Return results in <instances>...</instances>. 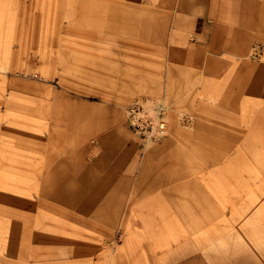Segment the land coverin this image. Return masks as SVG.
<instances>
[{
  "label": "rangeland",
  "instance_id": "rangeland-1",
  "mask_svg": "<svg viewBox=\"0 0 264 264\" xmlns=\"http://www.w3.org/2000/svg\"><path fill=\"white\" fill-rule=\"evenodd\" d=\"M94 2L0 0V264H264V250L242 232L232 206L240 204L238 196L249 193L253 180H264V128L257 123V115L264 113V40H255L249 53L230 63L229 81L238 68L251 70L252 78H247L245 91L226 93L225 88V96L221 81L175 82L172 76L178 77L181 69L167 73L165 68L166 76L157 67L155 52L146 48L153 38L113 33L135 26L136 22L116 20L122 11L131 12L128 7L145 11L147 31L152 30V0H107L110 6L88 7ZM127 58L131 64L126 66L122 61ZM147 97H164L169 103L168 133L159 141L143 143L128 125L127 108ZM95 109L107 117L104 125L95 123ZM85 126L90 131L77 152L63 145V139L85 134ZM231 139L235 143L229 144ZM245 139L260 148L257 159L250 157ZM107 141L116 149L112 158L105 155ZM209 145L218 152L213 161L206 158ZM122 154L125 157L116 158ZM167 158L182 159L165 163L168 168L183 165L189 170H180L183 178L165 186L195 178V194L209 201L206 222L222 218V234L214 224L185 228L188 239L204 227L216 233L206 240L210 248L201 249L189 239L195 242L177 251L174 259L166 254L171 247L166 235L153 244L145 218L147 207L155 203L150 194L134 197L141 209H134L127 219L121 215L116 227L104 223L103 228H109L104 231L95 228L96 218L87 223L82 212L42 192L46 183L81 182L84 187L89 166L107 163L110 169L119 164L120 173L114 172L111 180H101L107 168H100L98 179H91L84 189L89 193L100 185L116 193V201L117 180L131 165L134 183L147 162ZM48 176L51 182L45 181ZM130 199L127 193L124 202ZM163 204L157 200L154 207L160 211ZM40 244L54 248L43 250V258H29L32 247Z\"/></svg>",
  "mask_w": 264,
  "mask_h": 264
},
{
  "label": "crops",
  "instance_id": "crops-1",
  "mask_svg": "<svg viewBox=\"0 0 264 264\" xmlns=\"http://www.w3.org/2000/svg\"><path fill=\"white\" fill-rule=\"evenodd\" d=\"M89 1H96L94 3H90L88 5L89 7L98 5L110 6L109 3H107V0ZM128 8L131 9V12H128L129 9H126V13L122 11L119 16L120 18L116 20L122 22H136L135 26L133 27L132 25V27H128L122 30L113 29L115 30V32L113 33H116V35L120 37L148 36L153 38L154 43H146V48L149 47L151 51L155 52L157 67H162L164 74L166 73L165 68H169L167 70V73H175L177 69L189 72L187 74H183V71L179 70L178 77H176L177 75L172 76L175 82L190 81L191 83H193L197 81L208 80L213 83L221 81V83L223 84V94H225V88H227L226 93L234 92L233 94H239L240 91H245L248 86L247 80L252 78V71L244 68H238L236 71V75L234 76V79H231V82L229 81V65L230 63L237 61L234 58L244 55L245 53H249L251 44L255 40H264V0H152L154 28L148 31L145 23V11L134 7ZM115 60H118L120 62V60L122 59L118 57L115 58ZM123 60L124 61H122V63L126 66L131 64V61L128 60V58ZM128 73L130 74L129 71L125 72L126 77H128ZM167 73L166 76H168ZM225 80H228L229 82H231V84H227V86L225 87ZM125 85L128 86V84ZM126 86L124 89H126ZM120 90H122V87ZM94 112L96 113L95 123L104 125L105 119L107 120L105 114L102 112H98L96 109ZM87 116H89V114L85 113V119H90V117ZM258 122L260 123V125H262V128H264V113H259L257 115V123ZM92 126H94L93 121ZM86 127L87 126H85V128ZM88 131H90V129L86 128L85 133L87 134ZM261 140L264 141V136ZM228 141L229 144L235 143L232 139L231 141ZM243 141L246 150H248L250 153V157L257 159L259 157L258 150L260 148L248 139H245ZM106 144V158L114 157V151H116L114 144H111V141H107ZM208 149L210 151L208 153L209 155H207L206 157L207 160L215 159V156L218 154L217 150L214 149L213 145H209ZM262 149H264V144L262 146ZM239 152L235 151L233 153L238 154ZM122 156L125 157V155L122 154L116 158L120 159L122 158ZM178 161H182V159L167 158L153 163L152 161H149L147 162L146 167L144 169L142 168L140 172L141 176L138 177L134 183H130L133 177L131 176V165L130 168L127 169L125 174H122L123 177L117 180L118 183L116 184V186L125 188L122 191L123 193L119 190L120 195L123 196L125 200L127 193L130 195V198H134L136 196L138 197L139 194H150V196H152V194H156L157 192H159L161 195L164 193V200H170V198L167 197V194L171 195V192L169 190H165V184L167 183H163L162 185L160 183L155 184L156 186L151 189L150 187H148V183L144 184L143 182H141V180L144 181L149 178L155 179L157 175L167 176L165 171L166 169L168 171H175L176 176L177 173L180 172V170L182 171L181 174H186V167H184L183 165L178 169L172 168L170 165H168L170 168L169 169L165 164L168 162ZM107 165V163H103V165L101 166L98 163L97 165L89 166V170L84 171L83 184L85 185V188L91 184V179H98L100 168L102 171H104L106 170ZM112 167L110 169L107 168V170L103 173L104 177L101 179L102 181H108V179L111 180V178L115 175L114 172H117L116 174L120 173V168H118L119 164L114 166V168ZM112 174L114 175L111 176ZM116 179L117 178H115L114 180ZM106 190L107 189H103L102 186L96 185L93 191L86 193L96 197H105L111 194L109 190ZM99 192H101L100 195H96ZM124 200L122 204L121 214L125 215L130 213L131 211H133L131 208L141 209L139 204H137V200L134 201L133 199V204L131 206L129 205L131 199L129 202H124ZM150 201L155 202V200ZM154 204L153 206L151 205L149 207L156 209L154 207ZM167 206H170V204H167ZM203 221L206 222V217L203 218ZM206 223L214 224L216 233L222 234L223 221L221 216H219L215 220H212L211 222ZM215 234L213 237H215ZM158 238L159 236L157 237V239L152 237V239H154L152 243H159ZM189 239L195 238H193L191 235ZM189 239L186 235L184 242L180 241L177 243L174 242V240L170 239V242L173 243H171V247L170 249H168L166 254H169L170 257L172 256L175 259V253L177 251L186 249L188 247L187 243L195 242L194 240L190 241ZM127 240L130 241L129 239ZM205 243H203L202 246L199 245L201 249L211 247V245L210 247L205 246ZM190 245L191 251H194V244Z\"/></svg>",
  "mask_w": 264,
  "mask_h": 264
},
{
  "label": "bare ground",
  "instance_id": "bare-ground-1",
  "mask_svg": "<svg viewBox=\"0 0 264 264\" xmlns=\"http://www.w3.org/2000/svg\"><path fill=\"white\" fill-rule=\"evenodd\" d=\"M76 7L85 8L86 6L78 5ZM102 27H106L108 29V26L105 23L102 24ZM86 135V133L74 134V137L72 136L63 139V145L67 143L68 145L73 147V150L77 152L79 149V144L81 143L82 139H84L83 136ZM188 170L189 168H186V172ZM165 171L167 176L157 175L155 179L149 178L144 181L141 180V182H143L144 184L148 183V187L153 189L156 186L155 184H169L171 182L177 181L178 179H181L182 177V175L178 173V176H176L175 171L173 170L168 171L166 169ZM51 176L44 177L45 181L51 182ZM263 181V179L259 178V184L256 183L255 180H253L251 182V185L247 187L249 193L237 197L240 201V204H231L233 208H235L233 210V217L234 219H236V223L240 224L242 232L248 234L251 237L252 244H254V246L259 249L262 248V250H264V185L262 184ZM196 187L197 186L195 178H186L178 183H174L173 185L165 186V190H169L171 192V195L167 194V197H169L170 200H164V193L161 195L159 192H157L156 194H152V196H150L149 200H155V203L157 200H159L164 203V208L160 211L159 209H153L150 207H148L147 210L149 211V213L148 216L145 218H149V220L146 222L149 223V228L151 230V235L153 238L157 239L158 236L166 235L171 240H174V242H179L180 240L185 239V228H187V226L191 227L195 226L196 224H200L201 226L202 222L204 223V225L208 224L203 221V216L205 214V204H209V201L205 200L204 196L195 194V192H197V190H195ZM117 188L120 190V192L125 189L121 187ZM84 189L85 185L84 187L80 184L77 186L75 183L67 181L66 184H64V182H59L56 184L46 183L45 186L42 188V192L50 196H57L59 199L62 200V202L68 204L71 208L74 207L76 210L82 212L83 215L87 216V218H82L86 222L89 220L90 217L96 218L98 223H96L95 226L98 227L95 228H101L100 230L108 231L109 228L108 230L106 228H103L104 223L112 224L114 227H116L117 222L119 223L121 219L120 216H124L123 214H121L122 204L124 200L123 196H121L119 193L120 198L117 196L118 200L115 201L114 198L116 197V193L114 195L110 192L111 194H109L108 196L100 197L99 195L101 192H99L98 194H96L99 197H96L86 193ZM133 199L135 198H131V201L129 202L130 206L133 204ZM166 203L168 205L170 204V206H167ZM43 205L51 208L49 205H47L46 202L43 203ZM131 209L134 210V208ZM132 212L134 211L125 214V218L127 219L126 216L129 214L131 215ZM194 213H196L195 219L191 220L190 218L193 216ZM74 214L75 213H73L74 217H78L77 214ZM49 223H51V221H49ZM223 234L227 235L225 233ZM213 236L214 234H211L209 229L206 230V227H204V230L202 229L192 234V237L195 238V240H197V242L201 246L203 245V243L206 242V240H209L210 237L212 238ZM52 248H54V246L49 247L41 244L36 245L35 247H32V254H30L31 256L29 258H43L45 257V255H47L43 253V250ZM68 248L73 249V251L75 253L77 252V254L84 253L83 251L80 252L79 248Z\"/></svg>",
  "mask_w": 264,
  "mask_h": 264
},
{
  "label": "built area",
  "instance_id": "built-area-1",
  "mask_svg": "<svg viewBox=\"0 0 264 264\" xmlns=\"http://www.w3.org/2000/svg\"><path fill=\"white\" fill-rule=\"evenodd\" d=\"M169 106L164 97L160 99L147 97L138 99L127 108L128 125L143 143L159 141L167 135Z\"/></svg>",
  "mask_w": 264,
  "mask_h": 264
}]
</instances>
